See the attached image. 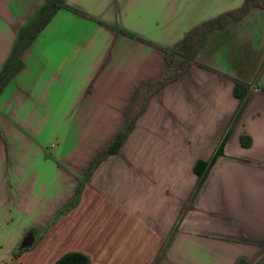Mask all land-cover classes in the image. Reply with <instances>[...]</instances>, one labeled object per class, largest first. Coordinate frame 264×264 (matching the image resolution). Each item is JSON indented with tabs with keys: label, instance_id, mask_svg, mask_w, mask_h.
I'll list each match as a JSON object with an SVG mask.
<instances>
[{
	"label": "crops",
	"instance_id": "crops-1",
	"mask_svg": "<svg viewBox=\"0 0 264 264\" xmlns=\"http://www.w3.org/2000/svg\"><path fill=\"white\" fill-rule=\"evenodd\" d=\"M45 1L0 0V69ZM243 2L65 0L0 92V264H264L263 7L213 30L85 176L165 49ZM234 79L251 95L177 223L238 108Z\"/></svg>",
	"mask_w": 264,
	"mask_h": 264
},
{
	"label": "trees",
	"instance_id": "trees-1",
	"mask_svg": "<svg viewBox=\"0 0 264 264\" xmlns=\"http://www.w3.org/2000/svg\"><path fill=\"white\" fill-rule=\"evenodd\" d=\"M64 4L65 0H46L39 8L34 18H32L28 23L24 24L19 29L14 46L0 69V92L13 78V76L22 68V55L24 51L45 27L55 11ZM253 6H260L264 8V0H244L240 6L225 10L213 17L205 19L193 26L179 41H177L171 47L165 49V70L158 77L141 84L135 91L131 102L125 110V120L122 127L111 139V141L90 162L85 172L86 177H89L96 166L107 156L119 151L125 138L133 128L137 118L144 111L149 97L156 91L160 90L165 84L175 80L185 69H187L189 65L198 64L196 61V56L205 43L208 35L215 29L224 28L230 21L244 17ZM263 67L264 63L261 67V70ZM234 82V95L239 99L238 108L224 138L219 144L218 149L215 151L211 160L208 163H205L208 165V167L205 168L204 162L200 160L195 163L194 170L198 175V181L193 192L181 209L177 223L184 216L196 193L201 187L210 165L213 163L217 155L222 152L225 141L227 140L232 128L238 121L251 95L252 83L243 82L238 79H234ZM240 143L244 147L249 146L251 144L250 136L246 134L241 135ZM174 229H176V226ZM161 254L158 255L153 264H156L157 261L160 260ZM89 263V257L78 252L65 253L55 262V264ZM237 264H246V262L240 259Z\"/></svg>",
	"mask_w": 264,
	"mask_h": 264
}]
</instances>
